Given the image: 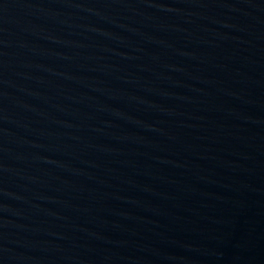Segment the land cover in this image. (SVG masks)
Here are the masks:
<instances>
[{
  "label": "water",
  "instance_id": "1",
  "mask_svg": "<svg viewBox=\"0 0 264 264\" xmlns=\"http://www.w3.org/2000/svg\"><path fill=\"white\" fill-rule=\"evenodd\" d=\"M0 264H264V0H0Z\"/></svg>",
  "mask_w": 264,
  "mask_h": 264
}]
</instances>
